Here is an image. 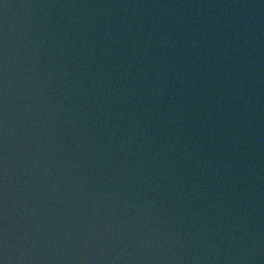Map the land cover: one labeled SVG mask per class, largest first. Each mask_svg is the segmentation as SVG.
<instances>
[{"label": "water", "instance_id": "water-1", "mask_svg": "<svg viewBox=\"0 0 264 264\" xmlns=\"http://www.w3.org/2000/svg\"><path fill=\"white\" fill-rule=\"evenodd\" d=\"M0 264H264V0H0Z\"/></svg>", "mask_w": 264, "mask_h": 264}]
</instances>
